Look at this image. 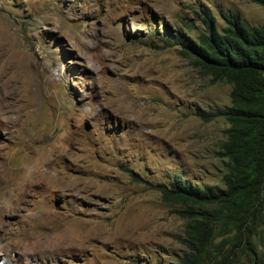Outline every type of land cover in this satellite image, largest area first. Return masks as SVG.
<instances>
[{"label":"rangeland","instance_id":"374dc122","mask_svg":"<svg viewBox=\"0 0 264 264\" xmlns=\"http://www.w3.org/2000/svg\"><path fill=\"white\" fill-rule=\"evenodd\" d=\"M232 14L264 24L252 0H0V264H182L156 185H222L229 124L197 112L231 86L160 37Z\"/></svg>","mask_w":264,"mask_h":264},{"label":"trees","instance_id":"16d2710c","mask_svg":"<svg viewBox=\"0 0 264 264\" xmlns=\"http://www.w3.org/2000/svg\"><path fill=\"white\" fill-rule=\"evenodd\" d=\"M252 1L264 7V0ZM227 20L220 25L210 16L196 36L177 30L160 37L164 47L179 46L196 67L231 86L229 104L197 112L229 124L220 150L227 163L222 185L192 183L181 172L156 185L185 220L182 264H264V24L239 14Z\"/></svg>","mask_w":264,"mask_h":264},{"label":"bare ground","instance_id":"6f19581e","mask_svg":"<svg viewBox=\"0 0 264 264\" xmlns=\"http://www.w3.org/2000/svg\"><path fill=\"white\" fill-rule=\"evenodd\" d=\"M44 172H47V171H44ZM33 173V172H32ZM35 173V172H34ZM49 173V172H48ZM30 174V173H29ZM33 176V175H32ZM1 209L3 210V208L1 207ZM13 209V208H12Z\"/></svg>","mask_w":264,"mask_h":264}]
</instances>
